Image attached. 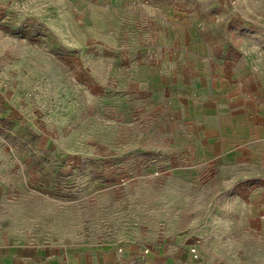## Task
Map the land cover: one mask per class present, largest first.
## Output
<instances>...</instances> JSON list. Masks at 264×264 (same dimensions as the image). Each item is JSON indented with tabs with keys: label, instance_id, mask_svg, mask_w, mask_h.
<instances>
[{
	"label": "rangeland",
	"instance_id": "obj_1",
	"mask_svg": "<svg viewBox=\"0 0 264 264\" xmlns=\"http://www.w3.org/2000/svg\"><path fill=\"white\" fill-rule=\"evenodd\" d=\"M0 264H264V0H0Z\"/></svg>",
	"mask_w": 264,
	"mask_h": 264
},
{
	"label": "crops",
	"instance_id": "obj_2",
	"mask_svg": "<svg viewBox=\"0 0 264 264\" xmlns=\"http://www.w3.org/2000/svg\"><path fill=\"white\" fill-rule=\"evenodd\" d=\"M179 230H180V228H179ZM193 230H195V228H193V227H189V228H187L185 231H187V232H189L190 233V231H193ZM196 231V230H195ZM178 232V231H177ZM183 235H185L184 233H182L181 234V236L183 237ZM192 237H188L186 240H185V242H190L192 239H191Z\"/></svg>",
	"mask_w": 264,
	"mask_h": 264
}]
</instances>
